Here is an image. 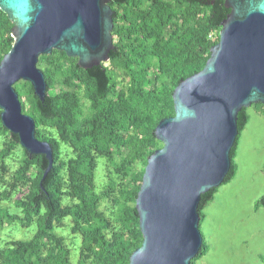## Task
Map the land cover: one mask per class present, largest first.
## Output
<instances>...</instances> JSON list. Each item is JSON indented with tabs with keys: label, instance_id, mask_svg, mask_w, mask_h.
<instances>
[{
	"label": "trees",
	"instance_id": "16d2710c",
	"mask_svg": "<svg viewBox=\"0 0 264 264\" xmlns=\"http://www.w3.org/2000/svg\"><path fill=\"white\" fill-rule=\"evenodd\" d=\"M110 6L115 48L108 62L86 70L77 58L54 50L38 64L48 84L44 103L31 83L15 86L23 113L35 120L36 137L53 148V168L45 179L46 157L30 156L0 118V136L5 137L0 149V230L14 224L36 227L29 240L0 244V264H129L143 244L136 199L149 157L163 147L156 127L175 116L174 90L204 69L230 10L224 0H112ZM13 27L0 10V63L14 44ZM257 106L264 110L263 104ZM249 120L244 108L238 119L240 134ZM239 136L223 184L237 174ZM18 148L22 162L3 186L7 158ZM100 158L113 163L114 170L107 187L98 192ZM217 192L215 188L202 196L201 223ZM12 195H17L21 215L1 205ZM261 207L264 197L255 205L256 210ZM66 219L72 224L70 233L80 239L76 262L65 236L57 232L63 231ZM208 251L204 239L191 263Z\"/></svg>",
	"mask_w": 264,
	"mask_h": 264
},
{
	"label": "water",
	"instance_id": "95a60500",
	"mask_svg": "<svg viewBox=\"0 0 264 264\" xmlns=\"http://www.w3.org/2000/svg\"><path fill=\"white\" fill-rule=\"evenodd\" d=\"M112 0H0L14 24V44L0 63V118L30 156L53 148L36 137L33 117L23 113L16 84L31 83L44 103L47 81L40 57L54 50L77 58L82 69L110 60L114 50ZM230 10L204 69L173 92L175 116L157 125L163 144L148 159L136 199L143 244L129 264H192L201 252L199 206L232 167L239 113L264 105V0H224Z\"/></svg>",
	"mask_w": 264,
	"mask_h": 264
},
{
	"label": "rangeland",
	"instance_id": "374dc122",
	"mask_svg": "<svg viewBox=\"0 0 264 264\" xmlns=\"http://www.w3.org/2000/svg\"><path fill=\"white\" fill-rule=\"evenodd\" d=\"M19 93L23 96L21 91ZM22 100L25 101V97ZM248 114L249 123L238 140L237 174L232 181L218 188L213 201L203 211L200 230L209 251L196 264H264V207L255 208L256 203L264 197V110L252 105L248 108ZM4 140L5 137L0 136V149ZM18 149L7 158L8 172L3 186L8 185L20 167L23 154L22 149ZM63 149L65 156H70L71 151L66 150V145H63ZM98 161L97 190L101 192L108 185L114 164L105 158ZM16 196L12 195L10 200L2 201L1 205L6 206L11 213L21 215L22 211L15 206ZM63 225V231L58 229L57 232L65 236L76 262L80 239L70 233V219H66ZM35 232V226L26 229L17 224L6 225L0 230V244L5 246L11 240H29Z\"/></svg>",
	"mask_w": 264,
	"mask_h": 264
}]
</instances>
